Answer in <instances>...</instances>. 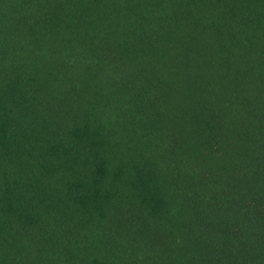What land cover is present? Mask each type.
<instances>
[{
  "label": "trees",
  "instance_id": "16d2710c",
  "mask_svg": "<svg viewBox=\"0 0 264 264\" xmlns=\"http://www.w3.org/2000/svg\"><path fill=\"white\" fill-rule=\"evenodd\" d=\"M0 264H264V0H0Z\"/></svg>",
  "mask_w": 264,
  "mask_h": 264
}]
</instances>
